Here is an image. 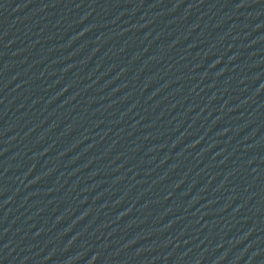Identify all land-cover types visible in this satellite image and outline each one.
Segmentation results:
<instances>
[{
	"label": "water",
	"instance_id": "1",
	"mask_svg": "<svg viewBox=\"0 0 264 264\" xmlns=\"http://www.w3.org/2000/svg\"><path fill=\"white\" fill-rule=\"evenodd\" d=\"M0 264H264V0H0Z\"/></svg>",
	"mask_w": 264,
	"mask_h": 264
}]
</instances>
